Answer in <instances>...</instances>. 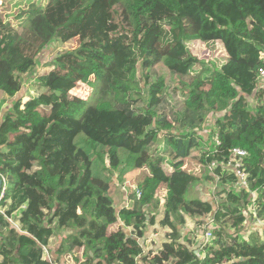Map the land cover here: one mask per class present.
<instances>
[{
  "label": "trees",
  "instance_id": "1",
  "mask_svg": "<svg viewBox=\"0 0 264 264\" xmlns=\"http://www.w3.org/2000/svg\"><path fill=\"white\" fill-rule=\"evenodd\" d=\"M16 17L18 29L0 13V94L9 104L0 118V264H48L41 246L52 224L70 231L60 255L81 249L76 264H264V233L238 240L253 192L255 217L264 221V88L249 108L224 72L185 48L197 42L215 52L221 44L225 68L237 74L238 65L250 83L264 66V0H44ZM74 38L78 48L55 57L39 78L42 92L22 108L20 75L52 41ZM80 83L91 88L86 100L70 95ZM211 114L218 116L207 132ZM228 148L246 152L248 189L232 191L233 176L218 172L212 194L221 226L200 257L179 243V227L213 206L184 199L194 183L182 166L194 150L206 165V156ZM131 171L117 217L134 236L156 224L157 192L165 189L158 224L170 231L154 253L122 229L110 232L100 203H113Z\"/></svg>",
  "mask_w": 264,
  "mask_h": 264
},
{
  "label": "rangeland",
  "instance_id": "2",
  "mask_svg": "<svg viewBox=\"0 0 264 264\" xmlns=\"http://www.w3.org/2000/svg\"><path fill=\"white\" fill-rule=\"evenodd\" d=\"M42 2L44 0H7V1H3L0 0V13L2 16H5V20H7L9 26L11 28L14 29H18L19 28V24L21 23V19H19L18 17H16V15L22 13V12H26L29 9V6L31 4H36L38 2ZM29 2V4H28ZM222 14H224L225 16H228L229 12L222 10L221 11ZM79 42L77 41V38H74L70 41H68L67 43H60V42H56V41H52L46 48L45 50H43L39 55H38V61H37V65L28 73L25 75H20V81H21V90L20 92L16 95V98H19L21 100V107L23 108L24 104L32 98L37 97L42 91L39 89V78L41 76L47 75L51 70L52 67L49 66V64H51V62L55 59V57L57 55H59L61 52L64 51H69V50H73L78 48ZM185 48L187 50H191V53L199 60L202 61L204 63L209 62V64L212 65L211 69H216L219 70L221 72H224L229 78L230 81L232 83H235L237 89L240 91V95L245 96L244 98L248 101L249 103V108L253 109V105H254V101L256 100V94L259 90L264 88V79H259L257 77H251V82L247 83V78H241L239 79L240 76L244 75V69L239 68V66L237 65L239 71L236 74L233 70H229L228 68H225L226 66H224V64L227 61V57L223 51L222 45L218 44L217 45V49L215 52H207L201 43H197V42H189V43H185ZM263 58V63H264V56ZM196 69H199V66H196ZM160 72H164L163 68H159ZM230 71L233 72V74L230 73ZM254 82V83H252ZM91 92V88L87 85L84 84H77L76 87L71 90L70 95L71 97H77L83 100H86L89 96V93ZM6 97L1 96L0 97V117L3 114V109L2 106L4 105L3 103H5ZM9 102L11 103V100H9ZM9 107V104H6V109ZM2 111V113H1ZM218 116V115H217ZM216 115L211 114L209 117H207L204 125L205 126V130L207 132H213L214 127H215V122L217 119ZM205 134V133H203ZM79 138H83L82 135L79 136ZM203 142V141H202ZM208 142H210V138L208 139L207 136H205V142H203V146L206 145V147H208ZM2 146V145H1ZM205 147V148H206ZM204 148V151H205ZM202 149L200 150H194L192 152V156L186 160L184 162V165L182 166V171L184 174L183 179H188L190 182H193L194 184L189 188L188 192L185 194L184 199L186 201L188 200H193V199H197V197L199 196L201 201L202 198H206L205 195L206 193L210 192V188H212L213 186H215L216 182L219 180L218 178V172L222 171L221 166H218L217 169L214 171V173H211V171L209 170V165L216 161L214 158H212L211 156H206L205 158V164L200 163L199 161L195 160L193 157H199L201 155ZM210 161H207L209 160ZM166 170H170L169 168H167L166 166ZM136 171H131L129 173H127L125 175V180H128L129 178H131L134 173ZM207 176H210V178L212 179L211 183L209 180H207ZM216 176V177H215ZM196 182V183H195ZM197 183H201L200 187H197ZM132 188L129 184H127L125 182L124 186L121 188V193L115 194L113 196V203L111 204L108 200L105 199H101L100 203L102 206L103 211L105 212L106 216L108 217L109 220H112L111 226H110V232H116L119 229H122V231L129 237L132 236V238H135L136 242L142 247V249L144 250V254L148 253L146 251L148 250H153L154 252L158 251L159 249H161L162 243H163V237L165 235L166 232H169L170 230L164 229L159 226L158 222L162 219V211H163V198L165 196V189L163 187H160V189L157 192V197L156 200L159 202V207L156 210V214H157V218H156V224L154 226H148L147 229L145 230L144 234L141 237H137L134 236V233H131L130 231H127V228H123L118 227L117 225L121 224L120 221L118 220L117 217V210L119 208V206H126L127 205V197L126 194L129 191V189ZM202 188V191H201ZM126 189V191H125ZM232 191L234 190V187L231 188ZM236 189V188H235ZM237 190V189H236ZM253 194V193H252ZM251 194V197H252ZM258 197V192L253 194V200L250 202V205L247 207V210H249V213L246 214V223L244 225V227L242 228V231L239 234V238L238 240L240 241L243 240L245 242H247L252 236H255L256 232H254V226H253V220H254V210H255V199ZM206 202H211V201H207ZM214 214H215V221L217 220V216H216V206L214 203ZM2 208H0L1 210ZM150 211H153V209L151 208ZM108 213V215H107ZM213 214V213H212ZM212 214L208 215L207 217L202 218L201 220H204V223L202 226L195 224V226H193L191 223L184 224L182 225L180 228V234L182 233L181 230L182 229H188L190 231V233H187V235H185L186 239H190V241L193 243V247L196 248L197 246V250H198V255L200 256V251L202 250V246L207 244H213V242L216 240V236H214L213 239L206 241L204 239L203 236V232H204V227L206 225V222L208 221V218H211ZM198 219H200L199 217H196ZM192 218L190 220H188V222H191ZM214 221V222H215ZM113 222L115 224H113ZM219 224V223H218ZM217 222H215V226L213 227V229L218 227ZM219 226H221L219 224ZM183 227V228H182ZM49 229V240L46 243V247L49 249V256L51 258H53V260L56 261V263L54 264H76L75 263V258H83L81 256L82 251L79 248H75L71 253H67L64 255H60L58 253L59 247H63L64 250L67 249V242H65V238L66 236L69 235L70 231H61L60 229H57L55 227H53V224L51 226L48 227ZM213 229H212V233H213ZM58 230L59 232H54ZM126 230V231H125ZM130 232V233H127ZM164 232V235H163ZM254 233L251 235L250 234ZM155 234V235H154ZM196 234V236H195ZM154 235V236H153ZM182 235V234H181ZM184 236V235H182ZM194 237V240L196 239V241L192 240V238ZM185 244L189 245V242H186L185 239L182 240ZM197 243H199L197 245ZM151 252V251H150ZM55 258V259H54Z\"/></svg>",
  "mask_w": 264,
  "mask_h": 264
},
{
  "label": "built area",
  "instance_id": "3",
  "mask_svg": "<svg viewBox=\"0 0 264 264\" xmlns=\"http://www.w3.org/2000/svg\"><path fill=\"white\" fill-rule=\"evenodd\" d=\"M257 76L259 79H264V66L258 69ZM214 145L219 146V141L217 136L214 138ZM212 152H215L214 147L211 150ZM212 157V156H211ZM246 157V152L238 149V148H228L225 151V154L220 158H214L216 161L212 162L209 165V170L211 173H214V171L217 169L218 166H221L222 172L227 173L229 175H232L234 178L233 186L236 189H248V174L244 168L243 159ZM216 177V176H215ZM6 187V183L4 178H2V189L0 192V200L4 199V189ZM255 219V225L256 228L259 230V232L264 233V221H261L254 217ZM214 218H209L205 225V232L203 233L204 239L206 241H209L214 238L212 229L213 227L211 224H215ZM206 245V244H205ZM203 245L202 248L205 246ZM44 251V258L47 259L48 264H54L51 257L49 256L48 250L41 246Z\"/></svg>",
  "mask_w": 264,
  "mask_h": 264
},
{
  "label": "crops",
  "instance_id": "4",
  "mask_svg": "<svg viewBox=\"0 0 264 264\" xmlns=\"http://www.w3.org/2000/svg\"><path fill=\"white\" fill-rule=\"evenodd\" d=\"M1 96H4L3 94H0V97ZM6 97V96H5ZM4 105L2 106V109L4 110V109H6L5 107H6V104H8V102H5V103H3ZM2 113V112H1ZM1 118V117H0ZM1 122V121H0ZM189 159V158H188ZM188 159H186V160H188ZM185 160V161H186ZM184 161V162H185ZM136 174V172L134 173V175ZM133 175V176H134ZM133 176L131 177V178H129L128 180H126V183H129L130 182V180L133 178ZM210 182H211V179H208ZM208 180H205V181H208ZM196 183V182H195ZM211 183H213V182H211ZM201 186V183H197V187H200ZM213 188H214V186L212 187V188H210V192L209 193H206V195H205V197L206 198H203V197H201L202 198V202H206L205 200H207V201H211V202H207V203H209V204H211L212 206H214V197H213V194H212V190H213ZM201 191H202V188H201ZM254 193H256V192H253V194ZM253 194H252V197H253ZM197 199L199 200L200 199V197L198 196L197 197ZM253 200V198H251V201ZM256 200V199H255ZM254 200V201H255ZM163 201V200H162ZM201 201V200H200ZM213 213H214V207H213ZM248 213H249V210H248ZM212 214V213H211ZM212 217H213V214L211 215ZM211 217V218H212ZM255 217V216H254ZM214 218V217H213ZM191 219V217H188V216H184V220H185V224H186V226H187V224H189V223H191L193 226H195V224H197L196 222L198 221V220H201L202 218H200V219H198V218H196V217H193L192 218V220H191V222H188V220H190ZM209 219V218H208ZM245 220H246V214H245ZM216 222V221H215ZM246 223V222H245ZM118 227H120V224L119 225H117ZM185 226V225H184ZM211 226L212 227H214L215 226V224L213 223V224H211ZM253 226H254V232H256V234L257 235H260V232H259V230L256 228V225H255V219L253 220ZM124 228V227H123ZM180 228V227H179ZM183 228V227H182ZM164 229H166V231H167V228H163V230ZM181 229V228H180ZM126 231V230H125ZM127 231H130V229H127ZM164 232H165V230H164ZM164 232H163V235H164ZM181 234L182 235H184V236H182L181 235V237H182V239L181 240H179V243L180 244H182V245H184V246H186L189 250H195L196 248H194L193 247V243L190 241V244L189 245H187V244H185L182 240L183 239H185L186 240V238H185V235H187V233H190V231L188 230V229H182L181 230ZM204 232H205V227H204ZM203 232V233H204ZM127 233H130V232H127ZM191 234V233H190ZM155 235V234H154ZM153 235V236H154ZM195 236H196V234H195ZM164 239V241L163 242H165V237H163ZM190 240V239H189ZM192 240H194V237L192 238ZM194 241H196L197 242V240L195 239ZM187 242V241H186ZM199 243H197V245H198ZM209 246V245H208ZM149 251H152L153 253H154V251L153 250H148V251H146V252H149ZM145 253V252H144ZM201 256H204V247L202 248V250L200 251V257Z\"/></svg>",
  "mask_w": 264,
  "mask_h": 264
},
{
  "label": "water",
  "instance_id": "5",
  "mask_svg": "<svg viewBox=\"0 0 264 264\" xmlns=\"http://www.w3.org/2000/svg\"><path fill=\"white\" fill-rule=\"evenodd\" d=\"M1 189H2V179L0 177V192H1ZM146 220H149V216L148 215H146Z\"/></svg>",
  "mask_w": 264,
  "mask_h": 264
},
{
  "label": "clouds",
  "instance_id": "6",
  "mask_svg": "<svg viewBox=\"0 0 264 264\" xmlns=\"http://www.w3.org/2000/svg\"><path fill=\"white\" fill-rule=\"evenodd\" d=\"M258 77V76H257ZM1 179H2V177H1ZM121 227H122V225H121ZM131 232V231H130ZM43 247H45L48 251H49V249L46 247V246H43Z\"/></svg>",
  "mask_w": 264,
  "mask_h": 264
}]
</instances>
